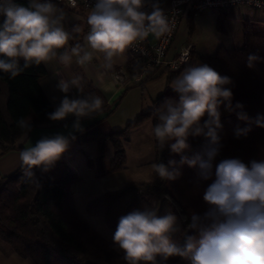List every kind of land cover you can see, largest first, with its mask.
<instances>
[{
  "label": "clouds",
  "instance_id": "clouds-1",
  "mask_svg": "<svg viewBox=\"0 0 264 264\" xmlns=\"http://www.w3.org/2000/svg\"><path fill=\"white\" fill-rule=\"evenodd\" d=\"M0 15L5 17L0 25V72L11 78L32 64L57 58L69 65L75 56L77 64L84 66L93 60L94 53L103 54L101 67L110 70L113 58L129 45L150 33L159 37L171 30L160 0H94L87 15L90 51L76 44L70 52L58 55L72 37L65 30L63 10L53 0H29L28 6L0 0ZM80 31L79 26L73 27V32ZM259 62L264 58L249 54L246 66L252 69ZM233 85L231 77L207 64L189 67L173 81L178 100L166 101L157 109L159 122L153 133L162 149L172 141L167 147L179 160L154 164L160 178L176 180L185 165L196 170L199 180L212 178L213 161L223 147L221 106L235 112L246 125L233 130L236 139L246 137L253 125L264 128V114L252 118L242 103L233 105ZM55 87L62 97L47 118L56 122L73 117L71 131L42 136L20 151L21 167L29 179L35 176L33 169L47 172L60 160L77 139L75 133L84 131L83 119L100 112L104 103L93 94L72 95L74 88L78 92L82 88L80 77L61 78ZM18 127L24 135L32 131V123L23 118ZM189 138L203 140L200 151L191 155L187 154L191 151ZM214 176L202 194L207 209L202 214L191 213L182 240L174 239L181 231L174 213L158 215L154 209L145 208L120 216L112 242L123 253L126 264H167L172 257L188 264H264V159L252 160L250 165L238 158L223 159L215 165ZM189 231L194 234L189 235Z\"/></svg>",
  "mask_w": 264,
  "mask_h": 264
},
{
  "label": "trees",
  "instance_id": "trees-1",
  "mask_svg": "<svg viewBox=\"0 0 264 264\" xmlns=\"http://www.w3.org/2000/svg\"><path fill=\"white\" fill-rule=\"evenodd\" d=\"M14 2L23 6L29 4L25 0ZM217 13L216 29L224 33L231 12ZM4 19L5 17L0 15V25ZM242 25L241 47L227 49L219 46L213 54L199 55L196 58L220 74L232 78L233 105L236 102L242 103L249 117L255 118L258 113L264 114V62L257 63L252 69L246 66V62L249 54L264 58V33L257 31L248 21H244ZM132 57L125 68L130 80L139 75L142 69L137 57ZM193 61L191 55L179 69L171 71L168 82L191 67ZM23 65L24 61L21 59L20 66L23 68ZM46 71L41 63L30 65L15 78L0 72V154L23 150L22 145L18 144L20 137L24 135L23 130L18 127L20 119L30 121L32 128L52 122L48 120L47 114L54 109L39 85L40 79L47 75ZM133 85L129 83L125 88ZM177 100L178 94L167 86L165 91L152 101L151 108L137 115L122 131L108 134L95 125L75 134L76 141L81 144L96 143L94 159L84 152L87 167L95 169L99 177L123 170L126 152L122 145L123 141L128 140V133L147 120L152 121L154 129L159 122L157 109H162L166 101ZM220 112L224 125L223 147L213 161L211 179L199 180L196 170L186 165L181 169L182 175L174 181L160 178L153 170L155 177L152 181H127L119 189L106 191L91 199L85 206V212L101 216L104 225L110 229L116 228L120 216L135 209H154L158 215L171 212L178 217L181 226V231L174 234V239L182 240L191 213L202 214L207 209L202 194L215 179L216 164L226 158H238L246 165H250L252 160L264 159V128L253 125L246 137L236 139L233 130L237 125L245 127V123L237 119L235 112H229L223 106ZM167 143L161 148V155L155 164H167L169 159L179 160V156L170 153ZM189 143L191 151L187 154L191 155L200 151L203 140L189 138ZM108 144L113 148L114 155L109 164H106L104 160ZM33 171L35 176L29 179L20 167L16 172L4 177L0 183V232L16 255L31 259L32 264H126L123 253L116 251L113 242L99 235L77 211L70 187L79 177L65 162L64 157L62 156L47 172H42L40 168ZM188 234L194 233L189 231ZM167 264L188 262L179 257H172Z\"/></svg>",
  "mask_w": 264,
  "mask_h": 264
},
{
  "label": "crops",
  "instance_id": "crops-1",
  "mask_svg": "<svg viewBox=\"0 0 264 264\" xmlns=\"http://www.w3.org/2000/svg\"><path fill=\"white\" fill-rule=\"evenodd\" d=\"M25 1L29 2V0ZM53 3L56 4L58 8L60 7V9L63 10L65 14V19L63 22L64 27L65 30L68 31L72 37L69 40L68 44L65 46V48L58 50V55L64 51L70 52V49L76 44H80L82 47L85 48V50L90 51L86 44V36L90 30L87 24V15L91 10L85 9L81 6L71 8L62 4L55 3L54 1ZM65 8L66 10H64ZM217 12L219 11L209 10L208 12L201 13L197 17L190 16L189 14H183L180 24L177 27L178 29L174 40H172V45L169 49V52L167 53L168 57H175L177 55L176 53H178L180 49L186 44L192 45V50L191 52H189L190 55L188 60L190 59V56L192 54H195L196 56L210 55L209 53H206L204 51L206 48L212 47L213 50L216 51L219 46H224L227 49L241 47L243 44L242 24H244V21H248L250 25L255 27V29L264 30V12L249 10L246 11L245 9H240L238 11L231 12V15L227 18L225 24L226 31L224 33H220L217 31L215 26L218 15ZM74 26H79L81 28V31L79 33L73 32ZM211 29L215 34L210 32ZM206 35H212L213 37L212 39H209L211 41H208V45H205L204 38H200V36L205 37ZM220 37H224L225 39H227L226 42L231 44L230 46L232 47H227L224 43H222V39ZM149 38L151 41H155L156 36L150 33ZM197 48L200 49L199 52H196ZM214 51L212 52L214 53ZM97 57H99V59H97ZM132 58L133 57L131 56V54L124 50L122 53L118 54L113 58V68L110 70H105L101 67V64L103 62L102 53H94L93 60L89 64H86L84 66L77 64V58L75 56L72 57L71 63L69 65H64L60 63L58 58L53 59L49 62L43 63V65L47 69V75L40 79L39 85L41 86L52 108L55 109L56 105L59 103L60 98L62 97V93L57 91L55 87L57 81L61 78L65 80H71L74 77H80L82 88L79 92L77 89L74 88L72 90V95L75 96L93 94L99 96L104 102L102 105V110L100 112L94 114L92 118L83 119V129L95 125L100 128V125H103L105 121H108L110 115L114 113L119 106H121V104L123 103V96L127 97L126 95L128 94L126 92L129 88L126 89L125 86H119L117 83H115L112 78V73L118 69L126 70V64ZM165 72H168L167 78L163 77ZM170 72V70H158L154 72L152 76L146 77V79L143 78V80H140V82L133 83V86L140 85L144 87V84L146 83L145 81H148L146 84L151 85L153 82H155V80H161L162 82L166 83V86H168V83L171 84L173 82V80L171 82H168L167 80ZM127 85H129V83ZM73 119V117H69L65 121H52L48 125L43 124L41 126H35L32 128V131L30 133L20 137L18 144H21L23 149H25L34 145L35 142L39 140L42 136H51L56 133H63L67 135L68 132L71 131ZM65 124L68 125V128H65ZM113 125L114 124H112L111 126L114 128L115 125ZM113 130L115 131L116 129ZM73 143H77V145L81 144L76 140ZM19 153L20 151L18 150H11L9 152H5L4 154H0V183L2 182L4 177L16 172L21 167ZM65 154L63 155V157L66 162L67 159L65 157ZM123 170L110 173L103 177L98 176V179H100V181L106 179L103 180L106 181L103 182L106 183L103 186L105 188L103 191H99L100 193H94L92 195V199L96 198L97 196L101 195L106 191L116 190L119 189L121 185H124L127 181H121V173L123 172ZM74 184H72V186ZM106 188H108V190ZM89 201H91V199H89L87 203ZM87 203H85V206L87 205ZM0 238L2 239V241H5L2 236H0Z\"/></svg>",
  "mask_w": 264,
  "mask_h": 264
},
{
  "label": "rangeland",
  "instance_id": "rangeland-1",
  "mask_svg": "<svg viewBox=\"0 0 264 264\" xmlns=\"http://www.w3.org/2000/svg\"><path fill=\"white\" fill-rule=\"evenodd\" d=\"M64 10H66V8ZM256 30L260 33H264V30ZM210 32L213 33V30L211 29ZM200 38H204L205 45H208V41H211L209 39H212L213 37L212 35H206L205 37L200 36ZM220 38L222 39V43H224L227 47H232L230 46L231 44L226 42L227 39L224 37ZM197 51L199 52L200 49L197 48L196 52ZM204 51L211 55L213 54L212 51L214 50L211 47L206 48ZM196 57L197 56L195 54H192L194 61L192 62L191 66H199L200 64H204L197 60ZM184 71H182L181 74ZM167 75L168 72H165L163 77L167 78ZM175 79L176 78H174L173 81ZM145 82L147 83L148 81ZM146 83L144 84V87L135 85L127 90V97L123 96V103L121 106H119L118 109L110 115L108 121H105L103 125H100V130L102 132L109 134L110 132L114 131L113 129H116L115 131H122V129H124L130 121L134 120L137 115H139L141 112L148 111L151 108L150 105L152 104L153 99L162 94V92H164L167 87L166 83L162 82L161 80H155V82H153L151 85ZM172 85L173 82L171 84L168 83V86L171 88H173ZM112 124L115 125L114 128L111 126ZM151 124V120H147L141 126L132 129L128 133V140L123 141L122 146L126 152V164L123 172L121 173V181H134L137 183L150 182L154 179L155 174L153 172V165L161 155V146L154 136L153 127ZM106 148V156L104 161L106 164H109L111 161L110 159L113 158L114 151L109 144ZM96 150L97 148L95 142L78 145L77 143H72L69 150L66 152L65 157L67 159L66 162L68 165L76 172V175L79 177V180L72 186L75 197L74 201L79 214H81V216L86 219V221L89 223V226L95 229L99 235H102L103 238L112 241V234L115 229H110L105 226L104 220L101 216L89 215L85 212V203H87L89 199H92V195L94 193H100L99 191H103L105 188L103 186L106 184L103 183L106 182L103 181L106 179L100 181V179H98V175L96 174V170L88 168L86 162L84 161V152L88 153L90 157L94 159ZM106 189L108 190V188ZM0 236H2L1 232ZM116 251L122 253L117 248ZM0 264H32V261L29 258H21L20 256L16 255L9 243H7L6 240L2 241L0 238Z\"/></svg>",
  "mask_w": 264,
  "mask_h": 264
},
{
  "label": "built area",
  "instance_id": "built-area-1",
  "mask_svg": "<svg viewBox=\"0 0 264 264\" xmlns=\"http://www.w3.org/2000/svg\"><path fill=\"white\" fill-rule=\"evenodd\" d=\"M53 1L71 8L81 6L90 10L94 3V0ZM160 6L168 17L171 30L159 37L156 36L155 41L150 40L149 34L144 40L134 42L125 49L131 53V56L137 57L138 62L142 65V69L139 75L133 77L131 80L126 70L118 69L114 71L112 78L119 86L140 82V80L152 76L158 70L175 71L180 68L179 66L188 61L189 52L192 50L191 44L183 46L173 58H169L167 54L183 14H191L193 17H197L201 13L208 12L209 10L234 12L240 9L264 12V0H160ZM147 10L150 11V9Z\"/></svg>",
  "mask_w": 264,
  "mask_h": 264
}]
</instances>
